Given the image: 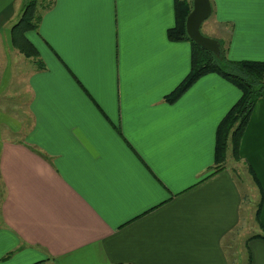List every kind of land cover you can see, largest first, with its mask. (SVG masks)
Wrapping results in <instances>:
<instances>
[{
  "label": "crops",
  "instance_id": "1",
  "mask_svg": "<svg viewBox=\"0 0 264 264\" xmlns=\"http://www.w3.org/2000/svg\"><path fill=\"white\" fill-rule=\"evenodd\" d=\"M25 1L0 0V264H264V97L214 173L241 91L209 73L165 99L191 71L175 0H53L38 60L11 43ZM211 3L203 33L264 61V0Z\"/></svg>",
  "mask_w": 264,
  "mask_h": 264
},
{
  "label": "trees",
  "instance_id": "2",
  "mask_svg": "<svg viewBox=\"0 0 264 264\" xmlns=\"http://www.w3.org/2000/svg\"><path fill=\"white\" fill-rule=\"evenodd\" d=\"M53 0H26L22 15L11 29V43L14 48L26 57L39 59L40 52L28 38L27 33L36 31L42 20V11L53 6ZM41 7V12L39 11ZM193 8V0H175V25L168 29L167 35L171 41H190L192 44L191 71L187 77L167 94L165 99L174 103L198 79L209 74L217 73L236 85L241 96L229 109L220 121L216 132L215 165L213 171L218 172L225 167L228 150L236 160H240V147L242 138L249 124L251 115L258 100L264 97V61L260 60H231L226 50L221 46L220 53L216 54L194 42L187 33L186 21ZM39 66L44 67L42 61ZM257 185L261 190V200L258 203L256 219L264 228L260 215L264 204L262 185L252 168H250ZM264 230V229H263ZM261 237L264 234L254 235L251 238Z\"/></svg>",
  "mask_w": 264,
  "mask_h": 264
},
{
  "label": "water",
  "instance_id": "3",
  "mask_svg": "<svg viewBox=\"0 0 264 264\" xmlns=\"http://www.w3.org/2000/svg\"><path fill=\"white\" fill-rule=\"evenodd\" d=\"M212 12L211 0H193V8L187 17L186 29L194 42L218 54L221 51L219 41L202 32V25L211 16Z\"/></svg>",
  "mask_w": 264,
  "mask_h": 264
},
{
  "label": "rangeland",
  "instance_id": "4",
  "mask_svg": "<svg viewBox=\"0 0 264 264\" xmlns=\"http://www.w3.org/2000/svg\"><path fill=\"white\" fill-rule=\"evenodd\" d=\"M39 11L41 12V7H39ZM202 32H203V30H202ZM258 200H259V198H258ZM257 201V200H256ZM257 207V206H256ZM256 224V218L255 219H253V222H252V227H251V230H250V233L251 234H253V235H255V233H257V232H260V229L258 228V225H255ZM257 224H258V222H257ZM237 234V233H236ZM237 238V237H236ZM239 241L240 242H242V238L241 239H239ZM241 250V249H240ZM236 251H238V249L236 250ZM242 251V250H241ZM237 254V253H236Z\"/></svg>",
  "mask_w": 264,
  "mask_h": 264
}]
</instances>
